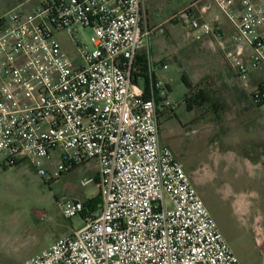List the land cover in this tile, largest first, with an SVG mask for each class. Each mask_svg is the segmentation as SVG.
<instances>
[{"label":"built area","instance_id":"built-area-1","mask_svg":"<svg viewBox=\"0 0 264 264\" xmlns=\"http://www.w3.org/2000/svg\"><path fill=\"white\" fill-rule=\"evenodd\" d=\"M208 1L229 33L203 16L209 5L167 23L216 42L247 82L264 69V0ZM31 2L30 11L0 16V154L49 181L94 160L101 204L86 212L82 201L61 203L63 216H81L84 226L21 264H242L183 163L162 143L161 118L175 105L153 65L139 84L137 53L165 34V24L148 25L145 0ZM87 29L89 45L77 39ZM65 32L73 54L58 38Z\"/></svg>","mask_w":264,"mask_h":264},{"label":"rangeland","instance_id":"rangeland-1","mask_svg":"<svg viewBox=\"0 0 264 264\" xmlns=\"http://www.w3.org/2000/svg\"><path fill=\"white\" fill-rule=\"evenodd\" d=\"M189 0H166L163 13ZM31 0H0V16L30 11ZM24 6V7H23ZM167 33L145 48L155 72L169 90L173 113L161 118L162 143L183 163L185 171L227 243L242 264H264V105L255 95L264 88V69L247 82L239 80L216 42L195 40L183 23L165 25ZM92 31L77 39L89 45ZM58 38L74 53L68 32ZM167 64L168 68L163 69ZM188 81L209 95L205 106L188 111L184 102ZM139 84L144 85V80ZM222 106L215 110L214 106ZM55 162L56 156L54 157ZM91 180L89 184H84ZM96 161L49 181L23 162L11 167L0 154V264H21L56 240L84 226L81 216L66 219L60 204L83 203L100 197ZM101 203V201H100ZM99 205V204H98Z\"/></svg>","mask_w":264,"mask_h":264},{"label":"crops","instance_id":"crops-1","mask_svg":"<svg viewBox=\"0 0 264 264\" xmlns=\"http://www.w3.org/2000/svg\"><path fill=\"white\" fill-rule=\"evenodd\" d=\"M166 0H145V12H146V19L147 23L151 27H156L158 25L167 24V21L171 19L173 16L179 15L180 13L184 12L188 8H193V11L196 15H200L202 8L205 7V5H209L210 9H208L205 13H203V16L208 20H218L219 25L222 27L223 32L229 33L232 28L230 24L227 22L225 17L222 15V13L218 10V8L210 3L208 0H189L187 2H182L180 5L172 6L171 7V14H169L166 17V14L163 13V3H165ZM165 5H167L165 3ZM176 24V23H173ZM178 24V23H177ZM168 31L166 30V33ZM154 38V37H153ZM151 38L142 49L137 53L136 56V62L138 60L144 61L146 60L148 62V66L150 67L153 65L152 57L149 54V59L147 60L145 55V48L149 49L150 42L152 41ZM228 41V40H227ZM158 79L162 80L160 76L155 72ZM143 80H145V77H142ZM165 84V83H164Z\"/></svg>","mask_w":264,"mask_h":264},{"label":"trees","instance_id":"trees-1","mask_svg":"<svg viewBox=\"0 0 264 264\" xmlns=\"http://www.w3.org/2000/svg\"><path fill=\"white\" fill-rule=\"evenodd\" d=\"M135 68L137 69V72H138V75L141 76V77H147V74H148V62L146 60L142 61L141 60H138L136 63H135ZM182 81L183 83L186 85V87L188 88V92L187 94L185 95V98H184V102L187 104V109L188 111H192L193 107L194 106H205L206 104H208L210 102V99H209V95L203 91V90H198L196 89L187 79V76L184 75L182 77ZM260 92L264 95V88L261 87V90ZM257 100V99H256ZM264 105V97L262 98V102L261 103H258V106H263ZM216 109V111L218 112L217 109L219 110H222V106L219 105V106H214ZM16 166V165H14ZM13 167V166H11ZM79 167H76L74 170L72 171H75L77 170ZM70 171V172H72ZM66 174V173H65ZM64 175V174H63ZM100 196V195H99ZM101 198L98 197L97 199L95 200H89L88 202L85 203V208H86V212L87 211H91L93 209H96L101 203ZM99 204V205H98Z\"/></svg>","mask_w":264,"mask_h":264}]
</instances>
